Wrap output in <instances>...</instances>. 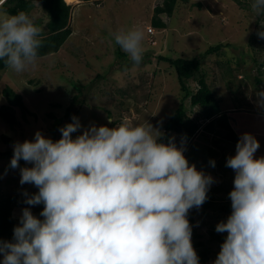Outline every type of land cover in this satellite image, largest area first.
<instances>
[{"label":"clouds","instance_id":"clouds-1","mask_svg":"<svg viewBox=\"0 0 264 264\" xmlns=\"http://www.w3.org/2000/svg\"><path fill=\"white\" fill-rule=\"evenodd\" d=\"M252 9L264 15V0H254ZM149 28V35L156 33ZM40 34L27 13L10 15L0 8V61L16 73L35 66ZM258 36L264 38V31ZM143 39L139 27L114 34L136 66L143 60ZM257 95L264 103V91ZM72 120L55 142L37 131L34 141L14 146L10 166L19 167L21 159L33 165L20 169V184L39 190L25 203H42L44 219L23 209L15 242L0 241L2 264H200L188 213L206 202L213 178L190 165L172 140L160 142L162 133L148 122L134 124L125 117L113 128L93 124L73 139L82 126L77 117ZM259 147L244 133L226 160L235 172L232 212L216 225V232L227 236L214 264H264ZM209 163L215 167V161Z\"/></svg>","mask_w":264,"mask_h":264},{"label":"rangeland","instance_id":"rangeland-1","mask_svg":"<svg viewBox=\"0 0 264 264\" xmlns=\"http://www.w3.org/2000/svg\"><path fill=\"white\" fill-rule=\"evenodd\" d=\"M160 2L163 0L75 3L70 21L73 34L58 53L38 58L35 66L22 73L10 68L0 71V106L6 102L2 92L9 86L23 95L27 108L35 114L26 118L16 108L18 124L14 127L0 117V136L6 135L15 141L12 145L1 143L0 151L14 152L15 144L34 141L37 131L53 141L60 139L59 129L63 124L55 129V119L50 113L68 124L73 122V115L79 119L82 127L72 133L73 139L93 124L113 128L125 117L134 124L150 123L162 133V138L165 132L162 126L173 115L184 94L175 68L159 58L168 57L200 58L201 71L219 97L221 108L231 113L229 120L236 134L239 138L244 133L252 134L260 144L255 157H264V103L257 95L264 91V76L260 75L261 84L256 82L264 69L261 67L264 38L258 36L264 31L261 26L264 15L257 16L253 11L254 0L180 1L172 18L163 16L168 28H155L156 33L149 35L147 28H154V9ZM194 3H200L201 7H194ZM44 14L42 4L36 2L28 15L35 24ZM45 26L46 22L38 26L41 33L46 31ZM133 27L144 32L143 60L138 66L114 42V34L119 29ZM220 44L224 47L219 52L205 54L210 47ZM188 85L190 89L198 87L194 81H189ZM70 106L72 117L66 114ZM186 107L193 111L189 100ZM110 116L117 120L114 125L107 121ZM206 124L202 123L198 136L191 141L184 140L177 147L184 149L190 165L194 164L198 171L214 180L207 196L219 199L215 208H208L204 203L188 213L192 229H196L191 239L200 264H214L222 244L217 236H227L226 232L218 233L215 228L230 216L231 203L226 204L225 198L230 199L229 193L234 187L235 172L225 165L227 158L235 155L237 143L222 140L220 137L225 131L209 137L202 131ZM178 139L177 134L171 133L169 140L176 143ZM218 139L220 144L213 143ZM210 161H215V167ZM10 162L11 158L0 159V193L18 194L24 186L33 187L20 184V169L33 165L19 164L12 169ZM8 176L11 182H7ZM37 189L31 188L29 196L19 199L20 205L13 211L19 221L25 208L38 219H44L40 216L42 203L35 206L25 203L32 190ZM204 209L209 215L202 214ZM213 230L218 234L214 236ZM193 237L197 240L202 237L201 243ZM2 260L0 255V264Z\"/></svg>","mask_w":264,"mask_h":264},{"label":"trees","instance_id":"trees-1","mask_svg":"<svg viewBox=\"0 0 264 264\" xmlns=\"http://www.w3.org/2000/svg\"><path fill=\"white\" fill-rule=\"evenodd\" d=\"M104 0H4L3 4L0 5V8L6 10L8 14L14 15L21 11L29 14L33 9L34 4L39 2L44 8L45 14L36 20V26H42L46 22L45 29L42 30L40 34V39L42 41V47L38 50V58L50 56L52 54L58 53L68 39L73 34V29L71 28L70 21L72 18V10L75 3H89V2H103ZM180 1L188 3V0H163L160 2L154 9V16L152 24L154 28L163 30L168 28V23L164 20L163 16L172 18L175 8ZM194 7H201L200 3H194ZM46 18V19H45ZM224 45H216L210 47L206 50L205 54H211L219 52ZM161 60L169 63L178 76L179 84L181 89L184 92L182 99L173 113V115L163 124V129L165 130L164 136L161 138L160 142L167 143L171 133L178 135V141L175 145L184 140L191 141L193 138L198 136L201 132V126L203 122H207L203 126L202 131L205 134L217 135L221 134L223 131L224 134L220 137L222 140H227L229 142L237 143L239 140L238 135L236 134L231 122L229 120L231 113L224 111L221 108L218 96L212 86L209 85L205 73H202L201 61L200 58L195 59H185V58H168V57H159ZM233 63H238L236 60H232ZM261 67L264 68V63L261 64ZM8 67L5 66L3 61H0V71L6 70ZM229 74L232 75L231 69H228ZM260 75L264 76V69L260 71L259 77L256 78V82L261 84L263 78ZM194 81L197 83V88L190 89L188 82ZM5 97V104L0 106V117H2L5 122L11 126H16L18 124L17 116L15 109L18 108L22 111L24 117L33 116L32 113L26 106L25 98L20 93L16 92L13 88L7 86L2 92ZM78 96L74 99L76 100ZM190 101L191 108L193 111H188L186 107V101ZM67 116L72 117L74 114L72 112V107L70 106L67 111ZM50 116L55 119L54 128L57 129L60 125L63 124L64 127L68 122L64 123L63 118H56L54 114L50 113ZM75 116V115H73ZM109 116V115H108ZM110 117H108L107 121ZM113 119V118H112ZM115 121L111 122V125H114ZM53 129L54 131H56ZM203 133V134H204ZM61 136V133H60ZM59 140V139H58ZM57 140H54V142ZM220 140H214L213 143L220 144ZM9 144L12 145L15 141L6 135L0 136V144ZM14 152L11 151H0V159L11 158L13 157ZM221 156V155H220ZM26 162L20 160L19 164L23 165ZM24 168V167H23ZM13 169V168H12ZM14 171V170H12ZM15 172V171H14ZM12 179L8 176L7 182H11ZM36 188L25 187L24 190L14 193H0V241L12 242L14 243V228L19 226L20 221L13 215L14 208L20 205V198H26L30 194V189ZM37 190H32L31 194L38 193ZM25 192L28 194L25 195ZM205 205L208 208H215V203L212 199H207ZM31 207V206H30ZM222 209L224 210L225 207ZM206 209L202 210L203 215L209 214ZM225 211V210H224ZM232 212V208L230 210ZM230 212V215H231ZM200 225L201 222H199ZM215 228V227H214ZM214 231V230H213ZM196 232V229H192V233ZM214 236L218 233L213 232ZM194 238V237H193ZM202 238V237H200ZM194 238L195 241H202V239ZM217 238L223 243L226 236L221 234ZM217 257V255H216Z\"/></svg>","mask_w":264,"mask_h":264},{"label":"crops","instance_id":"crops-1","mask_svg":"<svg viewBox=\"0 0 264 264\" xmlns=\"http://www.w3.org/2000/svg\"><path fill=\"white\" fill-rule=\"evenodd\" d=\"M212 193V191H209V194H211ZM216 196H218L219 198H222V195H218V194H216ZM216 198V197H215ZM219 199H212V201L215 203V204H217V201H218ZM225 202H226V204H228V203H231V200L228 198V197H226L225 198ZM205 211H207V210H205ZM203 212V211H202ZM207 215H209V214H207ZM207 215H204V216H207ZM203 216V217H204ZM188 217H189V214H188ZM206 223V222H205ZM208 223V222H207Z\"/></svg>","mask_w":264,"mask_h":264},{"label":"built area","instance_id":"built-area-1","mask_svg":"<svg viewBox=\"0 0 264 264\" xmlns=\"http://www.w3.org/2000/svg\"><path fill=\"white\" fill-rule=\"evenodd\" d=\"M148 32H149V33H153L154 30H153L152 28H149Z\"/></svg>","mask_w":264,"mask_h":264}]
</instances>
